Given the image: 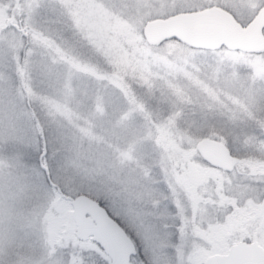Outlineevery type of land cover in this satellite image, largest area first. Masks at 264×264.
<instances>
[{
	"label": "rangeland",
	"instance_id": "rangeland-1",
	"mask_svg": "<svg viewBox=\"0 0 264 264\" xmlns=\"http://www.w3.org/2000/svg\"><path fill=\"white\" fill-rule=\"evenodd\" d=\"M263 4L0 0V264H81L77 193L104 190L161 229L167 193L183 191L195 214L197 186L221 177L193 160L201 136L221 140L240 172L264 176V47L142 36L163 14L218 5L243 25ZM33 150L44 151L41 163ZM249 228H264V209L250 201L198 234L213 243Z\"/></svg>",
	"mask_w": 264,
	"mask_h": 264
},
{
	"label": "snow or ice",
	"instance_id": "snow-or-ice-1",
	"mask_svg": "<svg viewBox=\"0 0 264 264\" xmlns=\"http://www.w3.org/2000/svg\"><path fill=\"white\" fill-rule=\"evenodd\" d=\"M193 160L214 168L221 177L209 178L197 186L195 214L183 191L167 193L164 207L168 215L162 229L158 221L130 212L106 191L99 190L93 197L95 208L73 217L81 241V264H237L230 252L234 242L251 246L250 251H256L257 246L264 249V228H249L245 235L226 236L213 243L198 234L224 225L237 208H247L249 201L264 209V176L251 177L247 169L240 172L236 165L224 168L199 156ZM224 176L228 181L222 179ZM200 248L225 255L205 259Z\"/></svg>",
	"mask_w": 264,
	"mask_h": 264
},
{
	"label": "water",
	"instance_id": "water-1",
	"mask_svg": "<svg viewBox=\"0 0 264 264\" xmlns=\"http://www.w3.org/2000/svg\"><path fill=\"white\" fill-rule=\"evenodd\" d=\"M263 28L264 4L243 25L225 8L209 5L146 20L142 24V36L151 44L174 38L195 48L223 46L249 52L264 47ZM194 147L201 157L224 168H231L237 160V156L216 138L201 136L194 143ZM70 206V216L73 220L77 214L92 211L95 208V200L84 193H77L70 199ZM74 235L78 238L75 227ZM250 247L240 241L234 242L230 250L232 259L237 264H259L264 260V249L257 246L256 251H250ZM224 255L214 253L205 259H220Z\"/></svg>",
	"mask_w": 264,
	"mask_h": 264
},
{
	"label": "trees",
	"instance_id": "trees-1",
	"mask_svg": "<svg viewBox=\"0 0 264 264\" xmlns=\"http://www.w3.org/2000/svg\"><path fill=\"white\" fill-rule=\"evenodd\" d=\"M227 10V9H226ZM175 12H177V11H175ZM230 12V11H229ZM231 13V12H230ZM168 14H163V16H161V17H164V16H167ZM34 109V108H33ZM37 109H34V114L37 116V112H38V110L36 111ZM38 114H39V112H38ZM43 152L44 151H42V152H40L41 154L40 155H38L39 153H38V151H35V150H33V151H30V153H29V155H30V157H31V160L35 163V162H37V163H41V156L43 155ZM46 153V152H45ZM40 156V157H39ZM34 165V164H33ZM46 181H48V182H50V180L49 179H46Z\"/></svg>",
	"mask_w": 264,
	"mask_h": 264
}]
</instances>
